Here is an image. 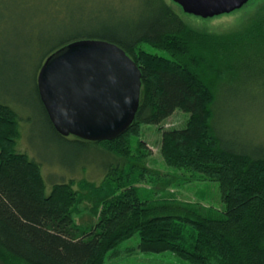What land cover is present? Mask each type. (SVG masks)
<instances>
[{
	"label": "trees",
	"instance_id": "16d2710c",
	"mask_svg": "<svg viewBox=\"0 0 264 264\" xmlns=\"http://www.w3.org/2000/svg\"><path fill=\"white\" fill-rule=\"evenodd\" d=\"M44 6L40 17L49 18V30L24 38L26 44L34 39L39 64L74 41L113 43L141 72L140 102L119 137L71 142L97 146L105 159L101 182L82 180L77 190L73 180L48 182L39 163L13 153L18 116L0 102V264H105L135 235L139 242L127 254L171 252L192 264H264V146L223 131L226 120H238L237 110L264 113V16L218 33L192 28L183 19L190 15L172 0H48ZM39 108L60 142L67 141L41 99ZM176 110L188 120L162 132L161 155L174 171L164 174L147 166L152 151L146 143L130 140ZM204 181L218 182L223 209L182 203L167 191ZM84 201L96 216L92 224L75 221Z\"/></svg>",
	"mask_w": 264,
	"mask_h": 264
},
{
	"label": "rangeland",
	"instance_id": "374dc122",
	"mask_svg": "<svg viewBox=\"0 0 264 264\" xmlns=\"http://www.w3.org/2000/svg\"><path fill=\"white\" fill-rule=\"evenodd\" d=\"M47 1L0 0V102L8 104L18 116L20 136L12 141L13 153L25 154L29 159L39 163L43 176L48 182L73 180L76 182L73 189L77 190L82 180L97 184L101 182L105 159L97 146L93 145L87 149L77 145L75 147L74 143H71L75 138L73 136L68 137L65 143L60 142L40 111V97L37 93L40 59L33 38L45 36L47 28L49 30L51 26L49 18L47 20L45 16L40 17L45 11L44 5ZM254 16H264V0H249L241 10L230 14L207 19L183 15V19L199 31L222 33L242 27L247 19ZM25 36L33 38L26 44ZM41 45L43 44H40L39 48L42 49L44 46ZM141 48L149 53L171 58L168 52L148 44H142ZM43 60L44 58L39 65L44 62ZM259 107H264V102ZM237 111V121L226 120L223 123L224 133L240 141L264 146V113L260 112L255 116ZM187 120L188 114L176 110L158 126H142L138 136L131 137L130 143L135 145L140 140L151 149L152 155L147 161L149 168L164 174L174 173L161 155L162 132L183 128ZM47 181V190H50L51 185ZM167 191L182 203L198 204L213 209L224 207L216 181L170 186ZM90 208L91 205L86 201L81 203L79 212L75 214V221L78 224H92L96 220ZM138 242V235L124 241L119 246L121 255L108 258L105 264H192L171 252L127 254L128 249L136 247Z\"/></svg>",
	"mask_w": 264,
	"mask_h": 264
},
{
	"label": "water",
	"instance_id": "95a60500",
	"mask_svg": "<svg viewBox=\"0 0 264 264\" xmlns=\"http://www.w3.org/2000/svg\"><path fill=\"white\" fill-rule=\"evenodd\" d=\"M186 14L203 19L230 14L249 0H172ZM48 117L62 137L89 142L125 133L139 107L141 72L119 46L78 40L48 56L37 75Z\"/></svg>",
	"mask_w": 264,
	"mask_h": 264
}]
</instances>
